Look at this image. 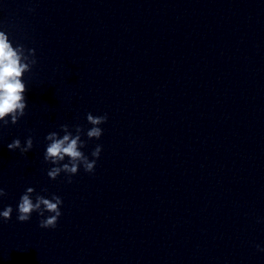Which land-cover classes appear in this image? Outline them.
<instances>
[{"label":"clouds","instance_id":"obj_1","mask_svg":"<svg viewBox=\"0 0 264 264\" xmlns=\"http://www.w3.org/2000/svg\"><path fill=\"white\" fill-rule=\"evenodd\" d=\"M29 11H32L29 9ZM37 63L35 58V49H26L22 44L13 45L6 31L0 30V129L7 127L9 123L15 125L26 114L28 88L24 82V74L32 70ZM108 116L86 115L87 123L92 127L87 129L82 125L74 127V133L70 130L69 125H60V131L63 135L53 131L46 135L45 140L48 141L46 151L44 153L45 162H49L51 167L47 175L50 179L55 180L61 173H65L68 177V183H71V177L78 174L82 167L85 172L93 173L97 159L99 158L102 145H96L91 152L93 159L82 151L86 147L87 141L82 140L81 136L86 135L88 140H99L103 134L100 125L107 122ZM10 151L19 149L20 153L26 154L33 148V137L29 135L24 143L19 138L14 139L7 144ZM67 158V163H62ZM42 191H47L43 189ZM35 189L28 187L24 194L21 195L17 205V221L28 222L32 214L38 213L40 217H44L45 213H49L46 218L39 222V227L43 229H55L62 215L61 205L63 200L57 195H52L51 199L45 198L40 194H33ZM7 193L3 187H0V197L6 196ZM13 208L11 205L0 211V218L4 222L11 220ZM259 249V245H257ZM264 251V249H260Z\"/></svg>","mask_w":264,"mask_h":264}]
</instances>
